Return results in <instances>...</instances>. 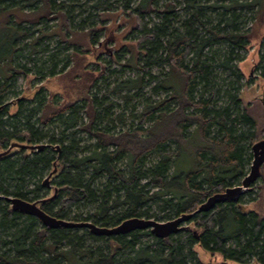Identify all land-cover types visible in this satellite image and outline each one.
I'll return each instance as SVG.
<instances>
[{
    "label": "trees",
    "instance_id": "obj_1",
    "mask_svg": "<svg viewBox=\"0 0 264 264\" xmlns=\"http://www.w3.org/2000/svg\"><path fill=\"white\" fill-rule=\"evenodd\" d=\"M157 1L139 0L123 12L132 22L129 33L139 35L130 61L148 78H158L153 90H163L166 96L142 105L135 128L114 133L101 126V120L113 121L105 109L99 113L101 103L90 95L96 81L107 74L105 66L97 71L88 70V63L81 65L83 74L74 80L83 76L86 83L79 81L70 98L47 112H41L38 98L48 88L34 89L31 80L36 76L11 66L13 57H18L17 39L27 34L23 23L54 20L53 35L72 47L71 57L81 48L95 46V30L74 29L71 9L63 2L25 0L33 8L23 12L16 0H0V28L12 31L2 56L10 61L0 64V196L38 201L41 210L57 219L112 227L134 217L165 222L191 214L209 196L240 185L252 161L251 146L264 138V129L258 130L257 120L242 104L241 74L231 64L234 52L250 40L248 31H238L236 20L246 10L264 27V0H230L218 7L222 12L216 23L208 20L200 0H181L188 16L179 26L172 23L178 21L176 1L164 0L161 5ZM93 7L107 8L99 1ZM150 14L159 21L148 24L143 17ZM196 25L204 29V36ZM221 46L226 50L214 52L216 58L204 54L207 47ZM259 57L264 60V54ZM160 65L167 69L151 75L148 70ZM215 69L227 71L233 81L225 84L221 78L223 82L216 84ZM16 74L24 75L26 91L32 93L9 101ZM143 74L119 81L113 91L140 87ZM48 75L51 79L59 72L50 70ZM260 76L264 80V72ZM23 102L31 106L26 109ZM118 120L123 121L120 115ZM83 133L89 144H80ZM12 143L34 147H13L1 154ZM37 145L44 146L38 150ZM190 145L193 149L183 159L182 151ZM257 181L238 202L225 201L195 213L176 234L163 239L149 229L103 236L86 227L48 228L36 217L12 210L0 198V264H210L195 261L193 246L210 256L219 255L222 264H250V258L264 264V163ZM245 197L258 207L240 211ZM152 204L159 205V214L150 210ZM90 205L94 208L88 210ZM141 235L152 236L155 248L140 246ZM98 242L102 247L96 246ZM123 252L128 255L121 258Z\"/></svg>",
    "mask_w": 264,
    "mask_h": 264
},
{
    "label": "rangeland",
    "instance_id": "obj_2",
    "mask_svg": "<svg viewBox=\"0 0 264 264\" xmlns=\"http://www.w3.org/2000/svg\"><path fill=\"white\" fill-rule=\"evenodd\" d=\"M96 1L103 2L107 8L93 7ZM138 1L139 0H55L56 4L63 2L66 8L71 9L70 20L74 29L82 30L83 33H85L86 30H95V46L86 49V51L81 48V50L77 51L73 57L70 56L72 47L67 46L66 41H60L58 36L53 35L54 20L45 21V23L41 24L23 23L24 25H21V28L25 29L27 34L17 39L16 47L18 49V57H13L11 66L17 68V70L25 69L28 74L35 75L36 79L31 80L34 89L43 85L48 88V91L44 90L38 98L40 99V104L42 106L41 112L50 111L55 107L56 103L62 102V100L67 97L70 98V95L68 94L76 88L79 81L80 84L85 82L83 76L81 80H74V77L83 74L80 67L86 63H88V70L95 68L97 71H101L103 70V66H105L104 70L107 74L96 81L95 86L91 89L90 95L101 103L99 113L103 114L105 109L109 118L113 121L108 123L106 120H101V126L110 127L111 131L114 133L135 128L138 124L136 116L142 105L145 102H154L166 96V93L163 90H153V88L159 84L158 78H148L138 66L136 67V65H133V62L130 61L132 56L131 52L134 53L135 49H137L135 48V42L139 35L136 33H129L132 22L123 12V9L129 10L134 8ZM175 1V10H177L176 12L178 15L176 20L178 21L172 23L173 26H179V22L186 19L188 14H186V10L184 9L181 0ZM16 2L17 5L23 7V12H28L33 8L31 6H26L25 0H16ZM163 2L164 0H158L157 4L161 5ZM229 2L230 0H200L199 5L204 7L203 10L208 20L212 23H216L219 18L218 14L222 12V8L218 7L222 5L225 6ZM70 4L72 7H69ZM34 5H36V3H34ZM205 7L207 8L205 9ZM143 18L148 24L158 22L160 19L154 14L144 16ZM10 23L13 24V21ZM205 26H207V24H205ZM236 26L239 29V32L248 31L250 34V40L244 49L234 52L236 57L231 64L234 66L233 69L241 74L238 85L240 86L239 95L242 104L248 106L250 113H252L257 120L258 130H262L264 129V103L262 101L264 94V80L260 75L264 72V60L260 61L259 56L264 54V27H262L258 21L254 20L252 14L246 10H241L239 12ZM197 27L200 35L204 36V29L199 25L195 26V28ZM43 33L46 34V36L40 37ZM11 35V29L6 30L0 28L1 65H6V63L10 61L8 56L5 60L2 59V56L4 52L8 50L11 43ZM37 37H40V39L35 41ZM78 37L79 35L76 36V38ZM34 41L36 44L32 45ZM81 45H84L85 47V41H83ZM221 50L224 52L226 48L222 46L207 47L204 49V54L206 56L214 57V52H221ZM95 61L97 62L96 66L94 65ZM260 63L261 66L256 67ZM142 64L143 62L140 63V66ZM38 67H41L40 71L37 70ZM214 67L219 68L217 66ZM166 69V66L160 65L151 67L148 71L151 75L156 76L162 74ZM50 70L59 72V75L49 79L48 73ZM142 74L143 77L140 87H134L128 92L127 90H124L121 93L113 91L114 86L119 81L137 79ZM214 74L217 78L215 80L216 84L223 82L221 81V78H223L225 84L229 81H233L231 75H229L227 71L221 72L220 69H215ZM15 79L16 82L11 89L12 92L10 91L11 94L8 96L9 101H14L16 98L24 96L26 92L28 94L32 93V91H26L27 82L23 74H16ZM56 91L58 92L56 93L57 95H55V98L50 99L49 96ZM124 94H129L128 98L123 97ZM23 106L27 109L31 104L23 102ZM118 115L121 116V119L123 120L122 122L118 120ZM81 116L85 122L86 117H84V115ZM53 128H55V126L51 127V129ZM79 136L80 138H83L80 143L81 145H86L91 142L86 133H83V135L80 134ZM191 149H193L192 145L184 149L181 157L184 159L188 154L187 152ZM153 158L154 156L149 157V159L152 160ZM188 165L191 166L190 160ZM244 202L245 204L240 205V211L242 212L258 207L256 202H248L247 197L244 198ZM158 206V204H152L150 210H154L156 214H159ZM93 208L94 206L92 205L87 207L88 210ZM165 219L166 218H163L162 221H165ZM139 240L140 246L148 245L150 248H155L152 236L141 235ZM88 243L92 244L90 242ZM96 246L102 247L101 242H98ZM193 250L195 251V261H210V264H218L221 262V257L219 255L210 256L197 246H193ZM132 254L133 252L129 253V255ZM127 255V252H123L121 253V258H124ZM247 263L257 264L252 258L247 260ZM226 264L236 263L228 262Z\"/></svg>",
    "mask_w": 264,
    "mask_h": 264
},
{
    "label": "water",
    "instance_id": "obj_3",
    "mask_svg": "<svg viewBox=\"0 0 264 264\" xmlns=\"http://www.w3.org/2000/svg\"><path fill=\"white\" fill-rule=\"evenodd\" d=\"M44 145H37L36 148L39 150ZM13 147H29L33 148L34 146L21 145L18 143H12L7 148L1 152V154L10 151ZM252 152V161L249 166V171L242 178L240 185L226 188L223 192L215 193L209 196L204 202H202L196 210L191 214H182L178 217H175L171 220L165 222L155 221L153 219L145 218H129L125 219L117 225L112 227H99L91 222H70L63 219H57L53 216L48 215L43 210L40 209L38 201H26L17 197H3L10 203L12 210L20 211L26 215L36 217L42 225L48 228H57V227H68V228H82L86 227L95 235L103 236H112V235H123L128 234L135 230H145L149 229L150 232L156 238H166L172 234H176L181 228V224L186 222L193 214L199 212H205L212 209L218 203H224L225 201H232L234 203L249 192L252 189V185L260 177V168L264 163V138L257 140L251 146ZM51 174H48L44 178L43 184L47 185L48 180Z\"/></svg>",
    "mask_w": 264,
    "mask_h": 264
}]
</instances>
